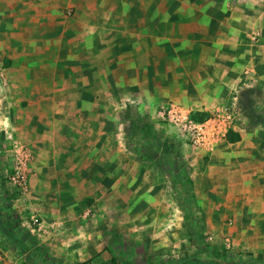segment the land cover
Masks as SVG:
<instances>
[{
	"label": "rangeland",
	"instance_id": "rangeland-1",
	"mask_svg": "<svg viewBox=\"0 0 264 264\" xmlns=\"http://www.w3.org/2000/svg\"><path fill=\"white\" fill-rule=\"evenodd\" d=\"M158 3L166 1L0 0V244L15 250V264H167L202 245L264 261V218L245 208L241 184L243 166L256 162L244 153L264 155L262 97L256 105L247 87L224 103L248 110L236 128L255 144L223 142L210 154L182 145L179 167L156 139L178 140L173 129L141 96V34L116 32L96 80L78 81L93 67L84 69L77 46L85 18L74 15L99 11L108 40L114 23H139L142 7ZM45 11L69 31L67 64L42 62L62 52L60 33L56 49L45 43ZM141 117L153 131L135 152L127 136Z\"/></svg>",
	"mask_w": 264,
	"mask_h": 264
},
{
	"label": "crops",
	"instance_id": "crops-1",
	"mask_svg": "<svg viewBox=\"0 0 264 264\" xmlns=\"http://www.w3.org/2000/svg\"><path fill=\"white\" fill-rule=\"evenodd\" d=\"M165 1L164 7H160L159 3L156 7L144 5L139 23L134 20L129 27L119 23V28L118 24L114 23L111 30L104 32L109 34L108 40H101L102 26L108 24L104 22V17L99 11L81 10L82 15H74L71 18L73 20L78 16L85 18L82 20L84 31L77 30L82 32V40L77 42V46L79 45L81 50L80 55L86 59L84 69L93 67L91 74L83 73L78 81L90 78L96 80L95 66L101 53L116 47L113 46L112 36L124 29L126 33L141 34L142 41L138 53L144 66L141 68L140 77L144 85L141 96H145L154 107L163 110L169 102H174L192 112L207 111L230 99H236L238 103L241 94L248 90L247 87L252 88L251 95H255L256 105H261L258 104L259 97H262L260 103H264V0ZM40 16L45 18L46 45L50 42L53 45L48 48L56 49V42L53 41L58 39L60 33L62 51L60 58L55 59L52 54L47 56L50 53L46 52L42 62L69 63V51L72 48L69 31L63 27L58 31L54 26V16L49 12L45 11V14ZM61 16L65 20L68 19L65 15ZM133 24L136 25L133 27ZM73 31L77 32L76 29ZM256 33L259 36L257 45L252 41V36ZM128 41L126 49L132 48V37ZM129 53L132 54V51ZM86 73H90V70ZM255 109L257 112L262 108L257 106ZM238 111L241 113L242 109L238 108ZM247 111L243 109L242 112L246 114ZM233 130L239 133L240 140L230 144H255L253 137L246 131L239 132L236 125ZM223 142L229 143L227 139ZM210 153L212 152L208 154ZM244 157L246 160L249 158L256 161L252 165L243 166L241 184L242 188H245V208L255 210L256 214L251 213L252 215L264 218V155L253 148L245 152ZM17 247L15 249H18ZM14 252L15 250H6L0 244V264H15Z\"/></svg>",
	"mask_w": 264,
	"mask_h": 264
},
{
	"label": "built area",
	"instance_id": "built-area-1",
	"mask_svg": "<svg viewBox=\"0 0 264 264\" xmlns=\"http://www.w3.org/2000/svg\"><path fill=\"white\" fill-rule=\"evenodd\" d=\"M252 41L258 44L257 33L253 34ZM246 73L248 74L249 71ZM161 115L183 146H192L199 151L209 153L226 140L227 132L233 130L236 125L239 112L234 107L222 104L210 111L209 116L203 120H195L192 118V111L177 103L169 102L161 111Z\"/></svg>",
	"mask_w": 264,
	"mask_h": 264
},
{
	"label": "trees",
	"instance_id": "trees-1",
	"mask_svg": "<svg viewBox=\"0 0 264 264\" xmlns=\"http://www.w3.org/2000/svg\"><path fill=\"white\" fill-rule=\"evenodd\" d=\"M209 116L208 112H192V118L195 120H203ZM142 118V117H141ZM140 122H133L129 127L127 142L131 149L137 152V146L141 141H145L143 135L146 137L150 136L153 131V126L150 124H146L147 122H143L144 119H140ZM256 121V120H254ZM253 121V122H254ZM261 124H264V120H261ZM142 136L143 138H140ZM157 141H160V145H163V152L174 162L183 166L182 159V144L178 140L171 139H163L162 137L156 138ZM226 139L229 143H236L240 140V135L238 132L234 130H229L227 132ZM181 163V164H179ZM185 165V162H184ZM4 193V192H3ZM1 194V191H0ZM0 204H1V195H0ZM2 207V206H0ZM195 211L201 212L200 208L196 205L193 206ZM3 208V207H2ZM200 219H203L202 214L200 213ZM6 222V220H5ZM7 223V222H6ZM8 230H11L8 228ZM167 264H264V261L259 260L254 257L252 254L247 252H234L229 250H224L223 247H214L209 245L198 246L196 254L194 257L181 259V260H173L168 262Z\"/></svg>",
	"mask_w": 264,
	"mask_h": 264
}]
</instances>
